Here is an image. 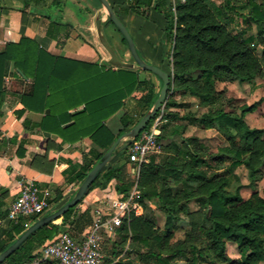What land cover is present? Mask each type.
Listing matches in <instances>:
<instances>
[{"label":"trees","instance_id":"trees-1","mask_svg":"<svg viewBox=\"0 0 264 264\" xmlns=\"http://www.w3.org/2000/svg\"><path fill=\"white\" fill-rule=\"evenodd\" d=\"M129 1L132 10L149 16L153 0ZM62 3V0H52L50 9L62 8ZM155 7L165 15L166 39L172 43V71L168 72L171 83L160 124L161 152L152 154L150 161L140 167L137 180L129 166L127 148L117 152L124 162L107 164L90 185L88 192L106 188L116 180L118 198H126L137 183L139 201L144 208L143 214L132 215L129 220L124 218L106 254L103 247L104 260L107 264H171L177 259L184 264H217L216 261L260 264L264 261V186L263 194L255 190L244 198L236 169L245 165L252 181L256 179L264 164V132L250 127L245 120L254 105L243 106L240 113L226 110L223 90L217 88V83L252 82L264 73V47L258 51L259 46H264V0H174L162 6L157 2ZM46 14L51 17V10ZM107 19V25L116 28ZM63 25L58 18L52 20L46 35L57 41L67 37L68 32H62ZM121 38L127 46L125 38L122 35ZM141 71L54 54L35 38L23 35L18 41L7 42L0 50V115L9 93L5 78L10 75L24 81L26 77L30 81L28 87L17 94L24 105L20 113L25 109L43 113L36 126L58 136L60 148L84 138L98 147H92L85 154L80 168L69 166V180L81 183L117 138L130 130L159 96L160 77L150 70H143L146 75L141 77ZM153 77L159 80V85ZM135 92L140 93L136 106L123 114L122 127L113 132L107 120ZM177 96L195 97L198 105L206 110L200 114L188 111L181 116L174 109L187 107L189 103L178 102ZM181 120L204 129L216 128L229 143L209 152L194 135L176 142L172 138L183 135L187 127V124H176ZM184 173L186 176L181 177ZM261 178L264 180V172ZM60 200V195L51 198L49 211L63 205ZM192 201L200 209L192 210L189 206ZM151 202L167 215L165 231L158 227ZM82 203L83 199L66 211L61 216V224L51 221L42 226L3 264L34 259L39 249L54 239L63 226H68L73 236H80L93 222L90 209L79 208ZM180 215L191 218V237L201 238L204 245L178 243L169 249L174 221ZM40 216L12 223L0 252L26 229V221L34 222ZM227 240L237 244L238 259L228 258ZM43 264L59 262L46 260Z\"/></svg>","mask_w":264,"mask_h":264},{"label":"crops","instance_id":"crops-1","mask_svg":"<svg viewBox=\"0 0 264 264\" xmlns=\"http://www.w3.org/2000/svg\"><path fill=\"white\" fill-rule=\"evenodd\" d=\"M108 1L114 4L117 16L129 30L143 59L169 72L172 43L166 39L165 15L155 5L157 2L161 6L167 5L173 0H153L149 16L132 10L129 0H118L117 3H113L114 0ZM51 3L52 0H0V50L7 42L18 41L26 35L35 38L42 47L54 54L85 61L109 62L110 55L98 37L96 20L100 17L104 36L117 56L124 62L135 63L117 27L107 25V20L103 17V6L97 0H72L71 3L63 1L62 8L54 9H50ZM47 10H51V17L47 16ZM57 18L64 24L62 32H68V36L61 38L60 41L46 35L51 21ZM114 67L118 66L114 65ZM127 68L140 69L136 66ZM140 75L144 77L146 73L142 70ZM153 80L157 85L160 84L156 77H153ZM29 83L26 77L24 81L10 75L5 78V87L9 93L2 107L3 113L0 115V220H2L0 245L5 243V235L12 227V222L6 219V215L10 205L21 192L23 179H32L41 188L49 189L52 198L60 195L59 203L64 204L75 195L80 185L76 181L69 180L71 177L68 173L70 164L80 168L85 154L92 147L98 148L89 138L73 144H64L60 148L58 147L60 142L58 136L36 126L43 113L29 109L20 113L24 105L18 100L17 94L25 91ZM139 96L140 93L135 92L126 100L125 106L107 120V125L113 132L117 133L122 127L121 117L125 112L134 109ZM191 98L194 101L197 100L195 97ZM192 99L190 101H193ZM181 109L182 107H179L174 110L179 111L182 116L185 113H181ZM176 124L188 125L183 135H175L172 138L179 142L178 137L182 139L188 136L186 131L190 124L185 120L177 121ZM20 151L24 154H19ZM123 162V157L116 154L109 163L119 165ZM133 164L130 162L129 166L137 180L139 170ZM115 185L116 180H113L106 188L90 190L84 196L79 208L88 207L93 219L97 209L108 212V202L119 196ZM134 188H137V183L132 190ZM55 222L61 224L62 218L60 217ZM32 223L26 221V227ZM65 228L69 227L63 226V229ZM105 237L110 238L111 243L115 238L114 235L107 234H104V239ZM103 264H107V261L103 260Z\"/></svg>","mask_w":264,"mask_h":264},{"label":"built area","instance_id":"built-area-1","mask_svg":"<svg viewBox=\"0 0 264 264\" xmlns=\"http://www.w3.org/2000/svg\"><path fill=\"white\" fill-rule=\"evenodd\" d=\"M172 9L176 11L175 5ZM163 113L162 108L151 127L144 129L127 147L129 159L138 170L150 161L152 154L161 152L159 135ZM51 198L49 189L41 188L32 179H23L21 192L10 205L6 219L17 223L21 218L40 216L50 209ZM139 199L140 195L134 188L126 198L110 200L107 204L109 211L95 210L92 224L80 236L75 237L68 230H62L39 249L37 257L17 264H43L46 260H56L59 264H103L104 234L115 235L124 218L129 220L132 215H141L143 205Z\"/></svg>","mask_w":264,"mask_h":264},{"label":"rangeland","instance_id":"rangeland-1","mask_svg":"<svg viewBox=\"0 0 264 264\" xmlns=\"http://www.w3.org/2000/svg\"><path fill=\"white\" fill-rule=\"evenodd\" d=\"M64 3H71L72 0H63ZM220 2L221 0H216ZM104 10V8H103ZM83 16V14H81ZM103 17L108 20V15L106 11L103 12ZM264 46H259V53L262 51ZM172 71V70H171ZM217 88L223 90L222 100L224 101L226 110H235L240 113L243 106L254 105L253 110H250L245 115V120L247 124L252 128H260L264 132V73L258 76L252 82L239 83L237 81H219L217 83ZM178 102L189 103L187 107L181 109V113H186L188 111L200 114L206 110V108L198 105L197 100H193L190 96L176 97ZM193 101H190V100ZM188 108V109H187ZM158 117V116H157ZM188 126V125H187ZM188 136L194 135L199 138V142L205 144L209 149L207 151L211 152L219 146L227 145L229 142L224 134L218 131L216 128L204 129L198 127L197 125L190 124L188 130L186 131ZM177 138V137H176ZM179 142H182L180 137L177 138ZM159 154V153H158ZM264 172V164L260 168V173L257 175L256 179L252 181L248 168L245 165H241L236 169V174L238 176L239 182L242 184L241 193L244 198H248L253 191L258 190L260 194H263L264 180L261 175ZM181 177H185L186 173L181 174ZM235 179V178H234ZM236 180V179H235ZM175 182V181H174ZM236 180L234 183H237ZM174 186L176 183H173ZM150 205L154 209L153 216L157 220L158 227L161 231L166 230V220L167 215L163 210L156 208V205L151 202ZM192 210L200 209L196 202L192 201L189 203ZM193 223V222H192ZM174 235L170 240L169 249L176 247L178 243H184L186 246L190 244L204 245L201 238L191 237V218L187 215H180V217L174 221ZM63 230H68L65 228ZM69 231V230H68ZM70 232V231H69ZM104 251L105 254L107 250L112 246L110 238L105 237L104 239ZM190 248V247H189ZM190 255V253L188 252ZM226 254L228 258L232 261L240 257V253L237 244L227 240L226 241ZM217 264H225L224 262L216 261ZM171 264H184V262L179 261V259L173 261ZM260 264H264L262 261Z\"/></svg>","mask_w":264,"mask_h":264},{"label":"water","instance_id":"water-1","mask_svg":"<svg viewBox=\"0 0 264 264\" xmlns=\"http://www.w3.org/2000/svg\"><path fill=\"white\" fill-rule=\"evenodd\" d=\"M98 1L103 6L110 20L115 24L119 32L125 38L127 42V46L135 61L134 64L127 63L122 61L117 56L116 52L114 51V49L108 43V41L104 36L101 25V18L98 17L96 20L98 37L101 44L106 48V50L110 55V59H109L110 64L119 67L136 66L142 70L152 71L162 80V87L159 96L157 97L153 105L148 109V111L143 114L140 120L130 130L124 132L121 136H119L117 140L112 144V146L105 152V154L97 161V163L90 170V172L87 174L85 179L80 183L75 195L69 201H67L60 207L52 211H49L44 215L40 216L39 218H37L32 224L27 226L26 229L23 232H21L10 245H8L3 251L0 252V264H3L7 258H9L17 249H19L20 246L42 226H44L45 224L51 221L55 222L71 207L77 205L80 202V200L84 198V196L89 190L90 185L97 178V176L102 171V169L110 161L114 159L117 152H120L128 147V145L130 144L129 142H127L128 139H133L140 135V133L147 127L149 122L163 108L165 104V100L168 97V89L171 83L170 74L167 71H165L163 68L151 64L143 59V57L141 56L135 45L134 39L131 36L129 30L120 20V18L117 16L111 3L108 0H98ZM123 141H125V143L122 144ZM133 166H135V164H133Z\"/></svg>","mask_w":264,"mask_h":264}]
</instances>
